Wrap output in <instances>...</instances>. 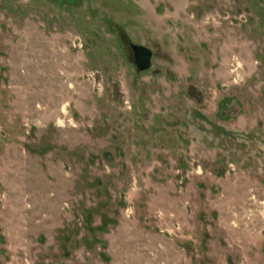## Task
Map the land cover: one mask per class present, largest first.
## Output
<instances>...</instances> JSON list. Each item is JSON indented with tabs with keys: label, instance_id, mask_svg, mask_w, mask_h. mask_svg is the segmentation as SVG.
<instances>
[{
	"label": "rangeland",
	"instance_id": "obj_1",
	"mask_svg": "<svg viewBox=\"0 0 264 264\" xmlns=\"http://www.w3.org/2000/svg\"><path fill=\"white\" fill-rule=\"evenodd\" d=\"M0 264H264V0H0Z\"/></svg>",
	"mask_w": 264,
	"mask_h": 264
},
{
	"label": "water",
	"instance_id": "obj_2",
	"mask_svg": "<svg viewBox=\"0 0 264 264\" xmlns=\"http://www.w3.org/2000/svg\"><path fill=\"white\" fill-rule=\"evenodd\" d=\"M133 50L135 51L137 62L141 68H147L150 65L149 59L151 56V52L139 45H133Z\"/></svg>",
	"mask_w": 264,
	"mask_h": 264
}]
</instances>
